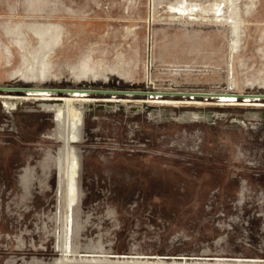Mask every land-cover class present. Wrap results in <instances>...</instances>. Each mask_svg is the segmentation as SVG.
Here are the masks:
<instances>
[{"label":"rangeland","instance_id":"rangeland-1","mask_svg":"<svg viewBox=\"0 0 264 264\" xmlns=\"http://www.w3.org/2000/svg\"><path fill=\"white\" fill-rule=\"evenodd\" d=\"M0 88V264H264V0H0Z\"/></svg>","mask_w":264,"mask_h":264},{"label":"water","instance_id":"water-1","mask_svg":"<svg viewBox=\"0 0 264 264\" xmlns=\"http://www.w3.org/2000/svg\"><path fill=\"white\" fill-rule=\"evenodd\" d=\"M38 87H27V89H36ZM0 90H2V88H0ZM62 91L64 92H68L70 93H81L86 94V95H96V94H100V95H109L111 97L114 96H119V95H134L137 94L136 91L133 90H90V89H62ZM144 94H148L147 92H143ZM159 95L161 96H183V97H209L212 96L211 94H206V93H193V92H177V93H159ZM239 97V96H237ZM259 97H264V96H259ZM72 144V143H71ZM70 144V145H71ZM72 146V145H71ZM73 147V146H72ZM74 148V147H73Z\"/></svg>","mask_w":264,"mask_h":264},{"label":"bare ground","instance_id":"bare-ground-1","mask_svg":"<svg viewBox=\"0 0 264 264\" xmlns=\"http://www.w3.org/2000/svg\"><path fill=\"white\" fill-rule=\"evenodd\" d=\"M2 90H6V89H2ZM27 90V89H26ZM1 91V90H0ZM16 91H18V90H16ZM8 92V91H7ZM46 91H41V93H39L38 95H40V96H42V97H48L50 94L49 93H45ZM55 92H59V91H56L55 90ZM137 94H139V95H144V94H142V93H137ZM138 95V96H139ZM223 97H225V98H223ZM158 98H160V99H157V101L156 100H154V101H150V102H152V103H159V104H181L182 102H174V101H172V100H163L162 98L163 97H158ZM196 98V97H195ZM221 100H222V102H235V101H238L237 99H235V97H230V96H222L221 97ZM141 101H143V100H141ZM144 101H146V100H144ZM196 101V100H195ZM249 101V100H248ZM62 102H65V101H62ZM67 103H73V102H67ZM109 103V102H108ZM243 103V102H242ZM191 104H193V103H191ZM247 104V103H246ZM262 104V103H261ZM244 105V104H243Z\"/></svg>","mask_w":264,"mask_h":264}]
</instances>
